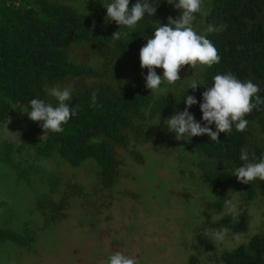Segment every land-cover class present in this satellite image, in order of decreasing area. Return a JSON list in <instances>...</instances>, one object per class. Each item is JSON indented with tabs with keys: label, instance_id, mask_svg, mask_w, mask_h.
I'll use <instances>...</instances> for the list:
<instances>
[{
	"label": "trees",
	"instance_id": "16d2710c",
	"mask_svg": "<svg viewBox=\"0 0 264 264\" xmlns=\"http://www.w3.org/2000/svg\"><path fill=\"white\" fill-rule=\"evenodd\" d=\"M111 2L0 0V127L17 126L14 134L21 135V141L16 138L17 143L21 142L19 146L5 141L3 161L14 178L39 174L41 167L55 175L40 176L37 188H33L37 193L36 238L38 231L64 219L62 211L81 190L76 178L56 169L58 164L71 166L76 177L80 175L79 168L88 165L99 186L110 188L122 167H126V154L134 153L132 147L144 148L150 140L170 150L169 155L176 159L185 157L169 148L178 140L164 121L187 108L205 126L200 104L214 76L231 72L242 81L251 80L260 86L259 95L264 98V0H205V12L195 14L193 27L218 49L220 62L211 67L182 68L197 76L194 81L200 86L196 89L190 88L192 81L185 85L164 83L160 91L152 93L146 87L148 69L136 59L148 38L154 36L155 27L167 25L169 17L178 18L181 10L168 0H152L156 14H145L131 29L106 19L104 5ZM135 3L137 0H130V7ZM209 25L217 30L207 32ZM118 31L120 38L113 39ZM156 72L163 75L162 68ZM53 87L71 89L68 103L78 115L62 125L63 132L45 133L43 122L32 121L25 110L30 111V101L37 98L56 106L58 101L50 95ZM94 91L102 107L90 106ZM187 95L198 103L188 108ZM245 118L248 130L240 132L233 125L231 132L220 133L219 141L211 140L207 134L180 140L181 151L194 157L191 165L198 180L216 199L208 206L216 219L213 228L226 229L230 238L249 229L254 213L258 212L257 219L264 226V181L244 184L232 175L235 168L243 166L241 149L249 150L250 160L254 152V162L264 157V105ZM210 127L216 130L214 123ZM1 155L2 151L0 159ZM48 162L51 167L46 165ZM57 194L61 195L58 200ZM233 196L238 200L234 201ZM225 200L236 204L235 214L229 213ZM20 240L16 228L4 226L0 230V246L19 248ZM200 245L207 253L219 248L216 261L222 264H264V229L246 244L233 248H220L225 244L216 245L210 238H202ZM92 255L91 261L83 262L96 261L93 252ZM196 261L192 257L190 264Z\"/></svg>",
	"mask_w": 264,
	"mask_h": 264
},
{
	"label": "rangeland",
	"instance_id": "374dc122",
	"mask_svg": "<svg viewBox=\"0 0 264 264\" xmlns=\"http://www.w3.org/2000/svg\"><path fill=\"white\" fill-rule=\"evenodd\" d=\"M139 60L140 56L136 63ZM179 75L181 80L173 85L197 79L189 71L181 70ZM8 129L13 133L8 132L6 125L0 127V230L4 226L16 228L21 247L0 246V264H85L83 260L93 259L92 252L96 261L89 264H107L108 257L115 252L135 256L139 264H190L192 257L197 258V264H222L216 261L219 248L207 253L200 245L202 238H209L208 230H215L216 219L208 206L216 199L198 180L191 165L194 157L181 151L180 140L169 144V148L176 155H185V159L172 157L170 150L150 140L144 148L132 147L134 153L126 154V167H122L110 188L99 186L88 165L79 168L80 175L76 177L71 166L58 164L56 169L61 174L76 178L81 186L77 191L80 195L72 198L71 205L62 211V221L38 231L36 238L37 193L33 188H37L40 176L55 175L41 167L39 174L12 177L3 161L5 141L18 146L21 142H16L18 134L10 125ZM13 144L11 149L15 151ZM46 165L51 167L49 162ZM236 197H232L234 201L238 200ZM55 198L58 200L61 195ZM254 214L249 229L238 234V239L225 233L222 240H215L216 245L225 244L220 248L229 249L249 242L264 229L257 219L258 212Z\"/></svg>",
	"mask_w": 264,
	"mask_h": 264
},
{
	"label": "clouds",
	"instance_id": "9594fccd",
	"mask_svg": "<svg viewBox=\"0 0 264 264\" xmlns=\"http://www.w3.org/2000/svg\"><path fill=\"white\" fill-rule=\"evenodd\" d=\"M168 3L180 9L181 15L176 19L169 17L167 25L160 23L155 27L154 36L148 38L147 44L140 50L141 67L148 69L145 77L146 87L151 89V93L160 91L164 83L172 85L180 81L179 73L186 65H190L193 69L198 65L211 67L221 60L214 44L206 38V35L198 34L193 27L196 20L195 14L205 12V0H178V2L168 0ZM104 7L107 9V20L115 21L121 27L131 29H135L145 14L153 17L157 12V7L152 0H137V3L131 7L130 0H112ZM216 30L214 25H209L207 28L209 33ZM120 35L118 31L112 38L119 39ZM157 68L163 69V76L157 74ZM213 81L212 86L203 92V103L200 104L205 126L197 122L187 108L183 112L177 111L164 121L168 130L175 133L176 140H189L194 136L207 134L211 140L219 141L220 133L231 132L233 125L237 131L244 132L248 130L249 125L246 115L251 114L254 109L259 110L260 106L264 105V98L259 95L260 86L251 80L242 81L229 72L214 76ZM199 86L196 81H192L190 88L196 89ZM50 95L58 101L56 106L42 99H32L31 110L26 109L25 113L32 121H42L45 133L63 132L62 125L78 115L77 109L68 103L72 99V91L70 88L53 87ZM197 103L193 96H186L188 108ZM90 106L102 107L97 104L95 91L91 95ZM213 123L216 126L215 131L210 127ZM7 130L11 132L8 126ZM16 134L19 139V133ZM240 160L243 166L235 168L232 175H235L241 183L250 184L257 179L264 181V157L254 162L256 161L255 153H252L250 160L249 150L243 148ZM225 205L229 213L237 212V206L232 200H225ZM226 231V229L208 230L206 234L214 241L222 240ZM107 264H139V261L135 256L115 252L108 257Z\"/></svg>",
	"mask_w": 264,
	"mask_h": 264
}]
</instances>
